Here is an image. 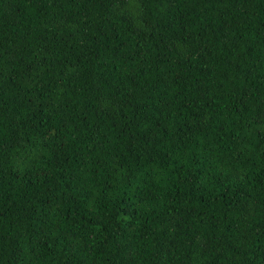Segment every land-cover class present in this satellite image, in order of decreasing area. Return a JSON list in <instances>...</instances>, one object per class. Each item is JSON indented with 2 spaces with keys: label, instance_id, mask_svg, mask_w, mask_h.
<instances>
[{
  "label": "trees",
  "instance_id": "16d2710c",
  "mask_svg": "<svg viewBox=\"0 0 264 264\" xmlns=\"http://www.w3.org/2000/svg\"><path fill=\"white\" fill-rule=\"evenodd\" d=\"M0 264H264V0H0Z\"/></svg>",
  "mask_w": 264,
  "mask_h": 264
}]
</instances>
